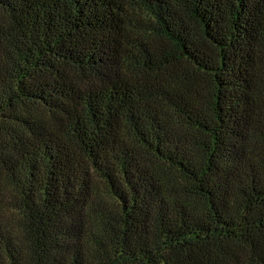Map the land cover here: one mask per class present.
I'll use <instances>...</instances> for the list:
<instances>
[{
	"label": "trees",
	"instance_id": "trees-1",
	"mask_svg": "<svg viewBox=\"0 0 264 264\" xmlns=\"http://www.w3.org/2000/svg\"><path fill=\"white\" fill-rule=\"evenodd\" d=\"M0 264H264V0H0Z\"/></svg>",
	"mask_w": 264,
	"mask_h": 264
}]
</instances>
